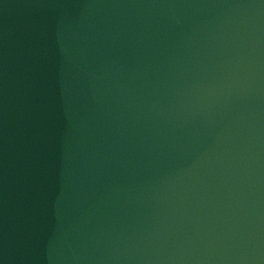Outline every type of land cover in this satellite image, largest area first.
I'll return each instance as SVG.
<instances>
[{"label": "water", "instance_id": "1", "mask_svg": "<svg viewBox=\"0 0 264 264\" xmlns=\"http://www.w3.org/2000/svg\"><path fill=\"white\" fill-rule=\"evenodd\" d=\"M0 264H264V0H0Z\"/></svg>", "mask_w": 264, "mask_h": 264}]
</instances>
